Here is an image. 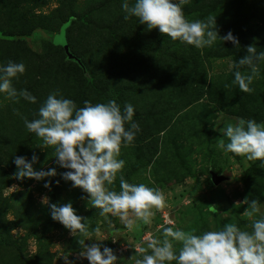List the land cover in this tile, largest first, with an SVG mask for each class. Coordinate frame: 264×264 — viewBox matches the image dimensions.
Listing matches in <instances>:
<instances>
[{"label": "rangeland", "instance_id": "1", "mask_svg": "<svg viewBox=\"0 0 264 264\" xmlns=\"http://www.w3.org/2000/svg\"><path fill=\"white\" fill-rule=\"evenodd\" d=\"M123 2L0 0V64L23 62L26 71L13 85L37 98L35 104L14 103L0 93V264H89L80 256L81 240L109 247L123 264H134L138 247L160 236L162 226L199 235L235 223L251 231L259 214L244 215L245 198L258 200L264 213V162L216 147L220 139L228 142L219 128L236 118L264 122V60L251 93L231 84L233 65L247 46L264 52V0H187L186 18L216 16L218 34L231 31L240 44L235 48L218 40L203 49L148 30L135 17L125 20ZM240 71L250 74L247 67ZM55 90L81 107L85 100L110 99L134 106L140 131L121 148L119 159L125 161L126 181L160 189L167 198L168 206L156 211L151 224L136 220L129 231L119 217L108 214L106 220L86 192L61 179L69 170L56 163L55 147L44 148L23 122L36 118ZM33 154L37 171L56 169L55 177L46 178L50 190L45 180L14 176V157ZM114 184L119 191V177ZM45 197L57 206L71 202L76 214L88 219L89 231L99 228L101 236L72 235L52 220Z\"/></svg>", "mask_w": 264, "mask_h": 264}, {"label": "clouds", "instance_id": "2", "mask_svg": "<svg viewBox=\"0 0 264 264\" xmlns=\"http://www.w3.org/2000/svg\"><path fill=\"white\" fill-rule=\"evenodd\" d=\"M187 0H128L122 3L124 19H138L139 24L148 30L158 29L172 40L192 45L197 49L211 48L218 40L224 45L230 42L240 48L238 38L231 31L220 36L216 29V16L204 20L186 18L183 6ZM264 60V52H257L255 45L246 48V54L238 59L233 67L232 85H237L242 92L251 93L254 76L258 74L259 61ZM247 67L249 73L241 68ZM26 71L23 62L8 61L0 64V93L14 103L21 99L35 104L37 98L27 89L18 90L13 79H18ZM225 84V87H230ZM134 106L120 104L114 99L104 103L85 100L83 106L64 98L59 90L51 92L39 107L34 119L24 118V126L43 141V147H55L56 163L60 168L68 169L60 174L64 181H71L73 188H80L88 194L99 215L108 220V214L119 217L125 227L131 231L136 220L148 225L155 218L156 211L167 207V198L160 189L143 183H129L122 170L125 161L119 159L121 148L130 145L140 131V126L133 119ZM227 138L220 139L216 145L225 154L234 153L244 156L248 161L264 162V122L254 119L236 118L234 123H227L219 128ZM38 157L31 159L15 156L14 176L17 180L25 178L36 181L45 180L44 187L50 190L52 181L46 178L57 175L55 168L47 171L34 169ZM119 177V191L114 182ZM59 184V181L55 182ZM43 203L48 204L52 220L59 222L72 235L79 233L92 240L93 232L101 236L99 228L89 231L86 217L76 214L71 202L62 206L49 204L47 197ZM244 215L249 219L259 214L250 224L251 231L244 230L235 223L225 224L220 230L204 231L197 235L180 228L163 227L160 236H150L147 245L139 246L138 255L131 257L134 264H264V213H261L259 201L247 200ZM109 223H111L109 221ZM171 223V221L169 222ZM96 241H103L102 238ZM179 244V249L176 244ZM80 256L89 264H123L113 249L99 243L85 245Z\"/></svg>", "mask_w": 264, "mask_h": 264}, {"label": "water", "instance_id": "3", "mask_svg": "<svg viewBox=\"0 0 264 264\" xmlns=\"http://www.w3.org/2000/svg\"><path fill=\"white\" fill-rule=\"evenodd\" d=\"M67 57H68L70 60L79 63V60H78L75 56H73V55H71V54L68 53V54H67ZM217 183H218V179L215 178V180H214V184H217Z\"/></svg>", "mask_w": 264, "mask_h": 264}, {"label": "trees", "instance_id": "4", "mask_svg": "<svg viewBox=\"0 0 264 264\" xmlns=\"http://www.w3.org/2000/svg\"><path fill=\"white\" fill-rule=\"evenodd\" d=\"M77 63V62H76ZM77 64H79V66L83 69L84 67H83V65L81 64V62H79V63H77ZM84 70V69H83Z\"/></svg>", "mask_w": 264, "mask_h": 264}]
</instances>
